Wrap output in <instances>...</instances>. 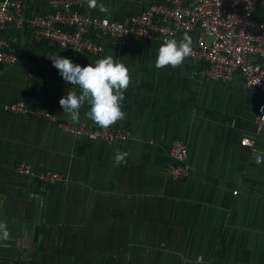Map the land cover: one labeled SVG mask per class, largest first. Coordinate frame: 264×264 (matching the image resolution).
Listing matches in <instances>:
<instances>
[{
	"label": "crops",
	"instance_id": "0c3cea01",
	"mask_svg": "<svg viewBox=\"0 0 264 264\" xmlns=\"http://www.w3.org/2000/svg\"><path fill=\"white\" fill-rule=\"evenodd\" d=\"M158 1L98 0L108 9L101 12L82 0L81 10L120 19ZM25 6L29 19L47 12L49 0ZM197 34L185 35L193 43ZM0 39L18 54L0 73V222L9 232L0 240V264H195L200 255L203 264H264V162L240 144L254 135L259 90L240 75L203 80L187 57L176 68L156 69L159 40H103L101 52L75 57L36 43L27 25H7ZM57 55L81 67L113 55L128 68L126 115L110 126L129 132L126 141L74 137L46 118L4 110L20 101L30 112L73 123L59 100L78 89L52 66L48 57ZM87 110L73 124L97 126ZM175 141L188 147L183 181L164 172ZM255 147L264 155V128ZM117 150L128 153L127 163L114 165ZM20 162L34 173L56 171L61 180L39 184L16 171Z\"/></svg>",
	"mask_w": 264,
	"mask_h": 264
},
{
	"label": "built area",
	"instance_id": "2783aa9c",
	"mask_svg": "<svg viewBox=\"0 0 264 264\" xmlns=\"http://www.w3.org/2000/svg\"><path fill=\"white\" fill-rule=\"evenodd\" d=\"M25 7V0H2L0 32L9 24L17 29L27 25L36 43L57 47L75 57L101 52L103 40L118 45L148 39L163 42L197 31L196 40L191 45L192 52L187 58L199 66L203 80L229 82L235 75H240L247 88L260 91L254 135L242 138L240 144L249 149L255 160L261 156L255 147V136L264 128V0H159L139 14L111 20L82 13V0H49L47 12L29 19L24 17ZM17 59L16 50L0 39V73L3 68L14 65ZM4 110L46 118L74 137L106 144L129 138V132L125 130L57 122L48 113L30 112L20 101L6 104ZM187 152L184 142L171 144L169 162L164 167L170 180L183 181L188 177ZM15 169L43 185H54L61 180L56 171L34 173L24 162L18 163Z\"/></svg>",
	"mask_w": 264,
	"mask_h": 264
},
{
	"label": "clouds",
	"instance_id": "9594fccd",
	"mask_svg": "<svg viewBox=\"0 0 264 264\" xmlns=\"http://www.w3.org/2000/svg\"><path fill=\"white\" fill-rule=\"evenodd\" d=\"M89 9H97L106 12L108 9L103 4H98V0H85ZM192 40L185 35L180 41L176 39H166L157 50L155 59L156 69L165 67L176 68L180 66L186 57L192 52ZM52 66L56 68L62 79L72 87L78 89L71 90L59 100V106L63 113L73 123L80 121V109L87 105L85 112L87 119H90L100 128L107 129L125 118V113L121 109V102L124 93L130 84L128 68L123 63H118L113 55L98 59L93 64L81 67L74 64L70 59L60 57H48ZM259 80L256 81L258 83ZM127 152L117 150L114 155V165L127 163ZM257 163L264 162V155L257 156ZM9 232L7 225L0 222V240H7ZM195 264H203V256L195 258Z\"/></svg>",
	"mask_w": 264,
	"mask_h": 264
}]
</instances>
